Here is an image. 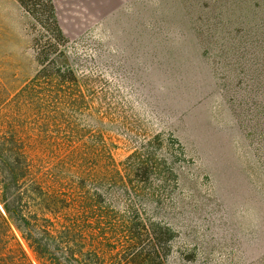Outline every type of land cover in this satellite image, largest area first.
<instances>
[{
    "label": "rangeland",
    "instance_id": "374dc122",
    "mask_svg": "<svg viewBox=\"0 0 264 264\" xmlns=\"http://www.w3.org/2000/svg\"><path fill=\"white\" fill-rule=\"evenodd\" d=\"M54 4L67 50L77 54L79 74L93 79L92 92L73 113L57 114L59 123L43 128L47 137H27V147L40 153L37 163L66 180L73 177L69 149L78 146L91 152L80 164L86 172L115 163L132 168L131 179L144 180L146 219L175 233L165 264H264V135L251 106L240 103L252 74L218 56L251 20L260 29L264 0ZM39 35L18 0H0V110L15 111L33 135L43 116L16 95L38 72ZM68 120L79 126L76 136ZM142 162L147 170L139 171ZM116 202L120 223L114 242L104 241L107 254L125 232L127 202Z\"/></svg>",
    "mask_w": 264,
    "mask_h": 264
},
{
    "label": "trees",
    "instance_id": "16d2710c",
    "mask_svg": "<svg viewBox=\"0 0 264 264\" xmlns=\"http://www.w3.org/2000/svg\"><path fill=\"white\" fill-rule=\"evenodd\" d=\"M18 2L40 35L34 40L38 72L16 100L38 106L43 117L36 124L41 129L33 135L20 127L15 111L0 110V264H35L15 230L41 264H112L110 256L120 258V264H165L175 233L169 226L146 219L145 192L139 188L144 180L133 181L132 168L115 163L109 170L92 167L86 172L80 164L91 152L71 146L68 154L74 178L62 180L42 168L37 163L40 153L27 147L28 136L48 135L43 128L58 124L57 114L64 108L73 113L79 102L90 98L93 79L79 74L77 54L67 50L69 40L54 0ZM218 56L230 58L246 71V77L252 74L242 98L245 103H240L251 106L255 126L264 135V22L254 29L251 20ZM72 122L70 132L76 136L79 126ZM137 169L147 170L146 164L140 163ZM120 198L127 202L121 222L125 232L107 254L104 241L114 242L111 231L119 227L116 199ZM143 235L149 241L146 245Z\"/></svg>",
    "mask_w": 264,
    "mask_h": 264
}]
</instances>
